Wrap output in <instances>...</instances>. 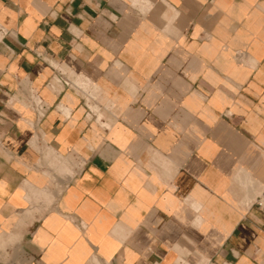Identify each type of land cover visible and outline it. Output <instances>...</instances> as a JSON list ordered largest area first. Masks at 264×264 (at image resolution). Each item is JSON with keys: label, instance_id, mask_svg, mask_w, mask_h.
Wrapping results in <instances>:
<instances>
[{"label": "crops", "instance_id": "obj_1", "mask_svg": "<svg viewBox=\"0 0 264 264\" xmlns=\"http://www.w3.org/2000/svg\"><path fill=\"white\" fill-rule=\"evenodd\" d=\"M263 195L264 0H0V232L29 264H264Z\"/></svg>", "mask_w": 264, "mask_h": 264}, {"label": "rangeland", "instance_id": "obj_2", "mask_svg": "<svg viewBox=\"0 0 264 264\" xmlns=\"http://www.w3.org/2000/svg\"><path fill=\"white\" fill-rule=\"evenodd\" d=\"M33 200L36 201L34 197ZM43 202L48 205L51 201ZM36 209L34 211H30V213L33 212L31 214V218L33 219V221H36V219L38 220V218L40 217L39 214L43 213V209ZM24 216H26V213L21 217V221L24 220ZM19 238L20 232H17V230L10 233L0 232V264H29V262L27 261V257L22 255L20 248L18 247Z\"/></svg>", "mask_w": 264, "mask_h": 264}, {"label": "built area", "instance_id": "obj_3", "mask_svg": "<svg viewBox=\"0 0 264 264\" xmlns=\"http://www.w3.org/2000/svg\"><path fill=\"white\" fill-rule=\"evenodd\" d=\"M65 83L68 84L69 82L65 81ZM33 104L36 110L41 109V106H42L41 100H37V98H35V101L33 102ZM262 204H264V195L259 200V205H262Z\"/></svg>", "mask_w": 264, "mask_h": 264}, {"label": "bare ground", "instance_id": "obj_4", "mask_svg": "<svg viewBox=\"0 0 264 264\" xmlns=\"http://www.w3.org/2000/svg\"><path fill=\"white\" fill-rule=\"evenodd\" d=\"M55 164H57L58 166H61L62 164L59 162V161H56L55 162ZM251 181V180H250ZM263 189V188H262ZM36 197H37V195H36ZM38 198L40 199V200H45L46 199V201H50L49 200V197L48 196H46L45 194H43V193H41V192H39V194H38ZM39 199H38V201H39ZM32 214V212L30 213V215ZM39 215H41V214H39ZM33 217V216H32ZM34 218V217H33ZM37 220V219H36ZM5 242V241H4ZM202 264H206V262H205V260L203 261V263Z\"/></svg>", "mask_w": 264, "mask_h": 264}]
</instances>
